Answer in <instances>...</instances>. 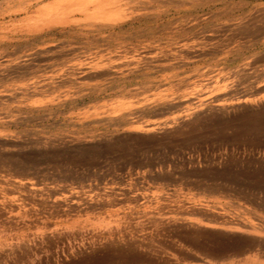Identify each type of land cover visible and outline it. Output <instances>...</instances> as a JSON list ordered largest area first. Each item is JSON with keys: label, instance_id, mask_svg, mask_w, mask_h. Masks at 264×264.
Returning <instances> with one entry per match:
<instances>
[{"label": "rangeland", "instance_id": "374dc122", "mask_svg": "<svg viewBox=\"0 0 264 264\" xmlns=\"http://www.w3.org/2000/svg\"><path fill=\"white\" fill-rule=\"evenodd\" d=\"M70 2L0 0V264H264V0Z\"/></svg>", "mask_w": 264, "mask_h": 264}, {"label": "bare ground", "instance_id": "6f19581e", "mask_svg": "<svg viewBox=\"0 0 264 264\" xmlns=\"http://www.w3.org/2000/svg\"><path fill=\"white\" fill-rule=\"evenodd\" d=\"M2 1V0H1ZM121 1L122 0H71V2H70V5H69V7H71V9L72 8H74V9H76V10H79L80 12H82V13H84V15L87 17V18H89V17H91V16H95V14H96V12H97V14H99V13H106L107 11L109 12L110 10H113V9H115V14H118V15H120V12L118 11V7L120 6V3H121ZM124 1V0H123ZM193 1V0H192ZM192 1H189V0H125V2L129 5V7H130V11H131V8H133V7H135V8H138V9H141V10H144V9H148L150 6H152V5H172V6H180V5H184L185 6V4H188V2H192ZM59 2L58 1H56V2H54V3H51V4H46V5H44L43 6V8H42V12L43 13H48V12H50V11H55V13L57 14L58 13V11H61V10H57L58 9V6H59V4H58ZM197 4V3H196ZM228 4V3H227ZM234 6H235V4H234ZM239 6V5H238ZM39 7V6H38ZM128 7V6H127ZM34 8V7H33ZM174 8V7H173ZM25 9V8H24ZM28 9V8H27ZM70 9V10H71ZM124 9V8H123ZM122 9V7H121V10H123ZM23 10V9H22ZM26 10V9H25ZM30 10V9H29ZM57 10V11H56ZM70 10H67L66 12H64V13H62V15H61V17L60 18H64V19H71V18H69V12H70ZM17 11V10H16ZM129 11V10H128ZM127 11V12H128ZM10 12V11H9ZM8 12V13H9ZM34 12V11H33ZM36 12V11H35ZM39 12V11H38ZM113 12V11H112ZM112 12H110V13H112ZM126 12V11H125ZM23 13V12H22ZM185 13V12H184ZM10 14V13H9ZM28 14V13H27ZM50 14H51V12H50ZM114 14V15H115ZM195 14V13H194ZM44 15V14H43ZM49 15V14H48ZM111 15H113V13L111 14ZM122 15V14H121ZM133 16V15H132ZM181 16V15H180ZM183 16V15H182ZM185 16V15H184ZM188 16V15H187ZM198 16V15H197ZM41 17V16H40ZM56 17V16H55ZM54 17V18H55ZM119 17V16H118ZM117 17V18H118ZM152 17V16H151ZM206 17V16H205ZM30 18V17H29ZM49 18V17H48ZM114 18V17H113ZM116 18V17H115ZM133 18V17H132ZM138 18V17H137ZM187 18V17H186ZM196 18V21H197V17H195ZM23 19V18H22ZM25 19V18H24ZM50 19V18H49ZM52 19H53V17H52ZM51 19V20H52ZM57 19V18H56ZM110 19H112V18H110ZM130 19V18H129ZM36 20V19H35ZM35 20H33V21H35ZM39 20V19H38ZM42 20H43V18H42ZM58 20H61V19H58ZM74 20V19H73ZM156 20V19H155ZM172 20V19H171ZM182 20V19H181ZM188 19H186V21H187ZM25 21V20H24ZM30 21V20H29ZM55 21V20H54ZM57 21V20H56ZM179 21V20H178ZM186 21H183L184 23L186 22ZM46 22V21H45ZM59 22V21H58ZM150 22V21H149ZM156 22V21H155ZM182 22V23H183ZM249 22V21H248ZM183 23V24H184ZM189 24H187V25H190V22H188ZM63 24V23H62ZM154 24V23H153ZM181 25V24H180ZM187 25H186V27H187ZM193 25V24H192ZM60 26H61V24H60ZM249 26H251V25H249ZM153 27V26H152ZM183 27H184V25H183ZM189 27V26H188ZM151 28V27H150ZM28 29V28H27ZM38 29H40V28H38ZM85 29V28H84ZM154 29V28H153ZM178 29V28H177ZM30 30V29H29ZM187 30V29H186ZM84 32H86V31H84ZM253 35V34H252ZM223 36V35H222ZM246 37V36H245ZM208 40H211V39H214V38H220V36L219 35H210V36H207L206 37ZM239 38V37H238ZM217 41V40H216ZM207 42V41H206ZM131 45V44H130ZM192 45V44H191ZM47 48V47H46ZM54 48V47H53ZM151 49V48H150ZM163 50V49H162ZM180 50V49H179ZM182 50V49H181ZM180 50V51H181ZM37 52H38V50H36ZM150 51V50H149ZM34 52V51H33ZM151 52V51H150ZM157 54V53H156ZM187 54V53H186ZM114 55V54H113ZM27 56V55H26ZM33 56V55H32ZM143 56V55H142ZM35 57V56H34ZM156 57V56H155ZM159 57V56H158ZM79 58V57H78ZM105 58V57H104ZM151 58V57H150ZM24 59V58H23ZM112 59V58H111ZM168 59V58H167ZM20 60H21V58H20ZM32 60V59H31ZM122 61V60H121ZM126 61V60H125ZM33 62V61H32ZM116 62V61H115ZM118 62H120V61H118ZM152 62H153V60H152ZM30 63V62H29ZM114 63V62H113ZM141 63H143V62H141ZM15 64V63H14ZM25 65V64H24ZM28 65V64H27ZM40 64L38 63V66H39ZM123 65V64H122ZM128 65V64H127ZM142 66V65H141ZM80 67H82V66H80ZM112 67V66H111ZM116 67H117V65H116ZM121 67V66H120ZM125 67V66H124ZM25 68V67H24ZM36 68V67H35ZM143 68V67H142ZM57 69V68H56ZM70 69H71V67H70ZM105 69V68H104ZM129 69V68H128ZM107 70V69H106ZM86 71V70H85ZM88 72H89V70H88ZM25 73V72H24ZM27 73V72H26ZM94 73V72H93ZM70 74V73H69ZM73 74V73H72ZM87 75V74H86ZM96 75V74H95ZM94 75V76H95ZM105 75V74H104ZM81 76V75H80ZM98 76V75H97ZM96 76V77H97ZM84 77V76H83ZM101 77V76H100ZM47 79V78H46ZM61 82V81H60ZM59 82V83H60ZM65 83V82H64ZM55 84V83H54ZM253 87V86H252ZM262 89H264V85L263 86H256L255 88H254V91H255V93L253 94V93H250V95H252L253 94V96H251V97H249V96H247L246 95V93H241V94H238V96H236V97H234V98H230L227 102H225V100H224V102H221L220 103V105H221V107H224L225 109H229V110H231V109H235V108H237V107H239V106H241V105H245L246 104V102H258V101H261L260 99H264V94H260L259 96H257V95H255L256 93H259V91H261ZM230 90V89H229ZM227 97V96H226ZM225 97V98H226ZM231 97V96H230ZM215 98H217V97H215ZM225 98H223V99H225ZM229 98V97H228ZM200 101V100H199ZM221 101H223V100H221ZM205 108V107H204ZM203 108V109H204ZM197 114V113H196ZM193 116V115H192ZM176 122H177V120H176ZM176 122H175V124L174 125H176ZM165 123H167V122H165ZM167 124H169V123H167ZM167 124H163V125H159V124H156V123H153V122H149L147 125H146V128L149 130V129H154V128H159V130H163V129H160L161 127H168L169 125H167ZM173 125V126H174ZM173 128V127H172ZM157 131V130H156ZM159 132V131H158ZM20 179H22V178H20ZM22 181V180H21ZM23 183H25V182H23ZM32 183V182H31ZM27 184H29V183H27ZM25 186H27V185H25ZM51 194H53V193H51ZM63 199L64 200H66V198H64L63 197ZM67 201V200H66ZM67 204H68V201L66 202ZM65 203V204H66ZM213 221V220H212ZM237 221V220H236ZM226 222V221H225ZM241 239V238H240ZM230 243H231V241H230ZM192 244H194V243H192ZM196 244H198V243H196ZM198 246V245H197ZM202 246V245H201ZM251 247V243H241V242H239L238 241V246H235L234 247V249H231L230 248V250H228V249H222V248H219V249H216V250H208V251H201L206 257H209L212 261H214L215 263H219L221 260H224V259H226V258H229V257H231V256H238V254H241V253H243L244 251H246L248 248H250ZM214 249V248H213ZM124 250V249H123ZM119 251L121 254H123V253H125L124 251ZM200 252V253H201ZM119 253V254H120ZM129 254V253H128ZM126 256V255H125ZM124 256V257H125ZM124 261V260H123ZM125 262V261H124ZM123 264V263H122Z\"/></svg>", "mask_w": 264, "mask_h": 264}]
</instances>
